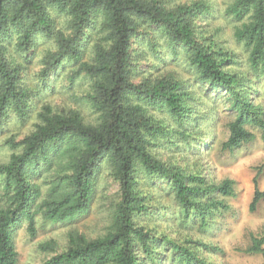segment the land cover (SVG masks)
<instances>
[{
	"label": "trees",
	"instance_id": "16d2710c",
	"mask_svg": "<svg viewBox=\"0 0 264 264\" xmlns=\"http://www.w3.org/2000/svg\"><path fill=\"white\" fill-rule=\"evenodd\" d=\"M263 90L264 0H0V132L31 122L3 143L0 264H17L22 222L35 236L85 214L102 171L117 183L107 228L43 244L54 253L40 264H214L199 252L219 250L208 236L234 181L203 172L215 143L203 129L220 106L223 151L264 140ZM260 202L255 177L249 210ZM245 251L264 256V236Z\"/></svg>",
	"mask_w": 264,
	"mask_h": 264
},
{
	"label": "rangeland",
	"instance_id": "374dc122",
	"mask_svg": "<svg viewBox=\"0 0 264 264\" xmlns=\"http://www.w3.org/2000/svg\"><path fill=\"white\" fill-rule=\"evenodd\" d=\"M208 1L212 4H223V0ZM213 22L210 31L213 32L217 26H221L220 32L215 36L220 42L225 43V39H229L230 27L225 25L226 29H224V24H222L224 21L220 18ZM223 29L224 33L228 34L226 38L222 35ZM172 67L178 71V74L187 76L183 66L172 65ZM57 98L59 100L58 96ZM260 102L264 107V90L260 95ZM217 110L218 121L215 122L214 127L209 129L206 126L203 129L212 134L215 143L213 142L211 145L212 148L205 157L206 159L203 158L202 168L203 172L207 173V176L215 182L224 178L233 180L235 195L224 198V203L228 204L229 209L225 212L224 217L214 220L212 233L208 236L209 242L213 246H217L219 250L216 253L207 252L205 249L198 252L214 264H264L262 254L245 251L250 243L251 235L264 236V203L260 202L254 211L249 210L255 177L257 187L264 190V140L256 131L257 136L253 141L242 144L231 152L223 151L221 142L227 138L225 123L228 121V117L226 112H219L220 106H217ZM30 125L31 122L17 124L11 119L4 122L3 130L0 132V162L5 161L9 153L3 146L5 138L12 135L16 140L19 139ZM159 150L165 159H171L180 164H184L183 159H188L187 166L196 159L193 155L189 158H180L182 155L179 153H172V157L167 158L170 156V153L167 152L168 149L161 148ZM99 180L98 195L93 199L85 214L58 223H37L35 236L29 234L25 222L16 227L14 240L18 252L17 264H40L54 253L43 244L50 242L54 245L56 252L60 251L67 246L70 233L94 237L105 231L109 224L112 204L116 198L117 183L111 179L107 171H102ZM169 228L173 229L170 223L164 221L161 223L160 230H170Z\"/></svg>",
	"mask_w": 264,
	"mask_h": 264
}]
</instances>
